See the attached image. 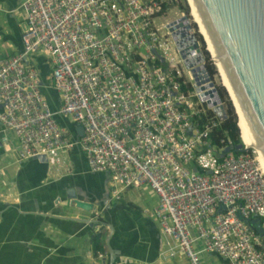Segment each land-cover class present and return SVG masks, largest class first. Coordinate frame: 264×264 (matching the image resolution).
I'll return each mask as SVG.
<instances>
[{
    "label": "built area",
    "instance_id": "obj_1",
    "mask_svg": "<svg viewBox=\"0 0 264 264\" xmlns=\"http://www.w3.org/2000/svg\"><path fill=\"white\" fill-rule=\"evenodd\" d=\"M182 4L24 0L23 51L0 65L2 141L14 134L19 163L46 155L53 176L70 172L71 153L80 149L91 172L109 175L115 201L131 189L149 188L159 199L152 213L161 227L164 259L184 256L189 264H203L205 251L229 264H264V237L251 225L260 219L264 229L261 157L241 130L237 153L228 134L214 145L223 122L210 106L218 99L216 75L207 69L192 11L186 14ZM177 8L182 11L168 20ZM184 16L189 34L179 21ZM176 32L190 60L198 61L201 51L206 72L195 76L201 64L187 67ZM37 54L54 61L56 110L31 61ZM207 78L209 83L199 84ZM58 117L70 118L83 134ZM200 241L204 249L197 251ZM105 257L99 252L97 260Z\"/></svg>",
    "mask_w": 264,
    "mask_h": 264
},
{
    "label": "crops",
    "instance_id": "obj_2",
    "mask_svg": "<svg viewBox=\"0 0 264 264\" xmlns=\"http://www.w3.org/2000/svg\"><path fill=\"white\" fill-rule=\"evenodd\" d=\"M23 1L0 0V65L23 51L26 25ZM48 59L43 54L31 57L44 82L54 68ZM46 93L56 110L60 104L58 92L52 89ZM60 120L76 131L72 121ZM1 128L0 125V264H110L111 252L117 255L114 264H189L184 256L161 257L164 240L152 213L159 199L149 188L144 187L146 198L139 190L142 188H138L127 191L120 201L113 200L109 175L91 173L85 154L78 148L71 153L70 172L58 176L47 172L43 177L39 164L30 160L18 162V140L9 133V142H3ZM72 189L93 200L105 201L104 207H108L102 220H108L113 232L107 226L91 227L76 220L93 218L102 206L92 213L65 207L62 215H58L54 201L66 198ZM43 201H48V205ZM53 213L58 217L52 216ZM94 235L99 236L101 253L106 254L104 260H97ZM205 253V264H229L218 254Z\"/></svg>",
    "mask_w": 264,
    "mask_h": 264
},
{
    "label": "water",
    "instance_id": "obj_3",
    "mask_svg": "<svg viewBox=\"0 0 264 264\" xmlns=\"http://www.w3.org/2000/svg\"><path fill=\"white\" fill-rule=\"evenodd\" d=\"M192 1L197 14L200 15L203 21L205 33L209 36L213 49L222 63V70L231 83V91L237 98L242 115L249 125L252 141L258 142V147L264 158V0ZM179 21L184 26L182 31L185 34L192 32L188 16L182 17ZM175 36L187 67L192 68L201 64V67L194 71L198 72L195 73V76H198L201 70L206 72V67L203 64L205 60L198 49V45L195 44V48L198 49L199 57L198 61L194 62L189 59V50L185 49L182 45L183 41L180 40L181 35L179 32H176ZM214 60L216 62L215 56ZM40 77L42 79L41 73ZM210 81V78L206 80L202 79L199 84L203 85ZM42 84V92L46 96V82L42 81ZM215 94L218 99L213 105L210 104V106L213 107L214 112L219 118L224 121L226 119L225 108L216 91ZM0 108L2 107L0 106ZM57 119L62 125L69 127L73 132V129L68 124L61 122L59 117ZM76 131L82 135L84 130L82 127H78ZM255 148L258 150L257 147ZM234 149L240 151L242 145H238ZM227 151H231V149H227ZM30 162L42 166L43 177L47 176L49 164L46 155H40L37 158L31 159ZM89 171L91 172V170ZM195 171L199 172L198 169H195ZM65 197L64 199L59 197L54 201L55 208L60 212L58 215H62L61 213L64 212L65 207L71 210H82L86 213H92L96 207L102 206L99 212L93 214V218H77L76 220L89 224L91 227L107 226L109 232H113L112 225L108 220H102V215L104 216L108 207H104L107 205L105 201L99 202L93 200V198L87 195L78 194L75 189L68 191ZM42 203L48 205V201H43ZM43 213L45 215L48 214L44 211ZM49 213L51 212L49 211ZM55 215L57 213L52 214V216L58 217ZM251 225L264 237V229L262 228L260 219L252 220ZM109 261L110 264H114L117 261L116 253L111 252V260Z\"/></svg>",
    "mask_w": 264,
    "mask_h": 264
},
{
    "label": "trees",
    "instance_id": "obj_4",
    "mask_svg": "<svg viewBox=\"0 0 264 264\" xmlns=\"http://www.w3.org/2000/svg\"><path fill=\"white\" fill-rule=\"evenodd\" d=\"M183 10L186 12L185 7H183ZM186 13L188 14L189 12H186ZM196 33H197L196 35H197L198 40L203 45V51L205 54L207 69L210 75L214 78V76L217 75V71H216L217 69L213 61H211L209 53L205 51V48H204L205 43H204L202 35L198 33L197 30H196ZM217 90H218L219 97L225 106L226 119L221 123V125L217 129H215L214 136H213V143L214 145H219V139L222 136H225V134H228V136L232 139L233 144L236 147L241 144V139H240L241 129L239 128L240 125L238 126V118H237V115L235 113V110L233 108V105L228 97V93L225 90V88L217 85ZM232 151L234 153L238 152L235 149H232ZM92 242H93L94 251L96 254L98 252L103 251V247H102V244L100 243L99 236L94 235L92 238Z\"/></svg>",
    "mask_w": 264,
    "mask_h": 264
},
{
    "label": "bare ground",
    "instance_id": "obj_5",
    "mask_svg": "<svg viewBox=\"0 0 264 264\" xmlns=\"http://www.w3.org/2000/svg\"><path fill=\"white\" fill-rule=\"evenodd\" d=\"M187 1H188V4H189V6H190V8L192 10V14H193V17L195 19V22L199 26L200 33L203 35V37H205L212 56L216 57V62L215 63H216V65H217V67H218V69H219V71L221 73L223 86L228 90V93H229V95H230V97H231V99H232V101H233V103L235 105L236 110H237V114L239 115V117L241 119V123H242V128L243 129L241 128V124L240 123H239V125H240V129H241L242 137H243V139L245 140V142L248 145L258 148V151H259V154H260V157H261V161H262V165L264 167V158L262 156L260 148L258 147V142L257 141H252V136H251V131H250L249 125H248L245 117L242 115L240 104H239L237 98L233 95V93L231 91V83H230L229 79L225 76V74H224V72L222 70V63L219 61V59H218V57H217V55H216V53H215V51L213 49L211 40H210L209 36L205 33L203 21H202L200 15L197 14L193 1L192 0H187Z\"/></svg>",
    "mask_w": 264,
    "mask_h": 264
},
{
    "label": "rangeland",
    "instance_id": "obj_6",
    "mask_svg": "<svg viewBox=\"0 0 264 264\" xmlns=\"http://www.w3.org/2000/svg\"><path fill=\"white\" fill-rule=\"evenodd\" d=\"M182 6L186 8V12H190V9H191V8H190V6H189L187 0H183V4H182ZM175 11H177L178 14H179V12L182 11V10H181L180 8H177V9L173 10L170 14H168V15L166 16L168 20H173L174 18H176L175 14H174ZM191 11H192V10H191ZM186 14H187V13H186ZM190 14H191V13H190ZM194 20H195V19H194ZM195 26H196V30L198 31V33H200L199 27H198L197 25H195ZM200 34H201V33H200ZM203 38H204V37H203ZM203 40H204V39H203ZM48 64H49L51 67H53V64H54L53 59L49 58V59H48ZM215 67H216V66H215ZM216 69H217V70H216V71H217V75H216V83H217L218 86H220V87H224V86H223V82H222V76H220L221 73H219L220 71H218V70H219L218 67H216ZM45 80H46V85L48 86V89H46L45 91H46V92H50L52 89H54V80H53V78H52V74L47 75ZM224 88H225V87H224ZM225 90H226L227 93H228V90H227L226 88H225ZM228 97H229V99H230V101H231V103H232V105H233V108H234V110H235V113H236V115H237L238 123L241 124V128H242L241 119H240L239 115L237 114V110H236V108H235V105H234V103H233V101H232V99H231L229 93H228ZM65 119L71 121L70 118H65ZM242 129H243V128H242ZM9 133H12V132H8V134H9ZM12 134H13V133H12ZM15 138H16V137H15ZM18 152H19V150H18ZM139 190H141V193H142V194H146V195H145V198H146V196H147L146 189H144V187H142V189H139ZM125 194H126V192L124 193L123 196H125ZM195 248H196L197 251H202V250L204 249V244H203V242L200 241V242L196 243ZM205 254H206L205 251H202V252L200 253V259H201V261H202L203 264H205L204 259H203V257L205 256Z\"/></svg>",
    "mask_w": 264,
    "mask_h": 264
}]
</instances>
